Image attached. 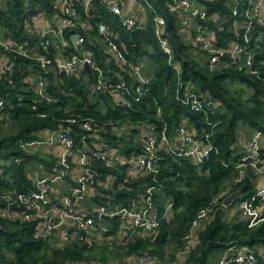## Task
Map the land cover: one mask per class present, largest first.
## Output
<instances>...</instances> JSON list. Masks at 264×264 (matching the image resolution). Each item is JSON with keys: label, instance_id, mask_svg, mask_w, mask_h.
<instances>
[{"label": "trees", "instance_id": "trees-1", "mask_svg": "<svg viewBox=\"0 0 264 264\" xmlns=\"http://www.w3.org/2000/svg\"><path fill=\"white\" fill-rule=\"evenodd\" d=\"M27 2L30 3L28 11ZM55 0H0V24L4 36L17 43L29 41L28 47H38L40 53L54 55V50H46L39 44L38 38L28 37L26 24L30 17L40 13L52 16L56 12ZM222 0L211 4L221 7ZM169 0H151L152 8L147 7L149 22L145 27L128 26L120 16L110 13L102 0H94L92 13L95 18L105 22L118 34V41L123 42L131 52V58L147 63L146 73H150L151 83L148 92L139 101L130 99L124 92L119 95L111 91L90 93L83 78L68 75L58 69L50 76V91L55 98L48 107V116L41 118L32 110L35 100L30 83L24 80L35 70L34 61L16 57L14 81L9 84L0 79V94L10 101L8 109L15 133L0 138V167L3 168L4 179H0V192H27L32 189L33 182L27 174L26 166L32 160L43 161L38 153L22 149L18 142H29L39 138L38 132L46 128H58L62 120L71 116L95 118L104 128L103 139L109 145L118 147L123 154L130 156L140 153L142 132L136 125H151L160 131L164 124L172 134L183 119H187L194 127L198 137L211 134L210 142L215 145L210 155L201 164L193 163L189 158L175 153L160 152L159 174L156 180L150 176L126 181L125 167L118 169L99 168L100 173L116 176L114 196L107 206L113 204L127 205L137 198L149 186H155L154 198L161 214L159 231L150 237H138L120 249L121 256L141 255L149 253L160 258L162 262L176 260L177 252L182 248L183 237L190 231L192 221L199 209L211 203L228 185L231 189L219 199L215 213L204 221V227L198 234V243L191 247L183 264H206L212 251L216 248L226 249L231 245H248L259 254L258 247L264 248V207L259 221L250 226L248 221L227 214L236 204L255 195L257 192L252 169L245 171L242 179L236 167L242 155L237 153L238 127L243 124L254 130L264 132V67L263 78L244 73L235 67H222L215 71L208 69L205 55L191 49L188 41L179 33V20L168 11ZM162 14L167 20V38L173 50L170 59L163 51L154 33L153 21L155 14ZM66 33V53L75 52L72 34ZM99 36L94 33L90 40ZM92 48L100 64L109 72L114 82L125 80L131 85L128 74L115 63L106 61L108 54L101 51L99 44L86 43ZM6 51L0 46V55ZM257 61L264 59V49L257 50ZM179 69V72H178ZM123 76H117L116 73ZM181 83L178 87V83ZM192 84L195 89L216 98L222 103L221 108L207 114L197 112L178 99L177 90ZM235 84L243 85L252 91L244 98L243 90H234ZM133 90V88H132ZM64 91V92H63ZM131 101V106H122L119 100ZM161 109V116L158 115ZM131 126V127H130ZM4 127H0V130ZM117 129V130H116ZM79 137L84 131L76 128ZM127 133V134H126ZM79 142V140H77ZM4 151V152H3ZM120 183L125 188L117 189ZM240 191L239 198L230 207L223 205V200L233 191ZM173 201L170 215H164L165 203ZM100 200H98L99 202ZM6 202L0 198V211ZM121 219L112 220L114 233ZM202 223V222H201ZM201 226V225H200ZM110 248V247H109ZM108 247H97L86 242H74L64 249L54 248L44 237L39 236V225L36 222L10 220L0 216V262L4 264H67L71 260L93 261L100 254V259L107 261ZM104 253L107 259L102 256Z\"/></svg>", "mask_w": 264, "mask_h": 264}, {"label": "built area", "instance_id": "built-area-1", "mask_svg": "<svg viewBox=\"0 0 264 264\" xmlns=\"http://www.w3.org/2000/svg\"><path fill=\"white\" fill-rule=\"evenodd\" d=\"M106 9L120 16L128 26L145 27L149 22L147 7L152 8L151 0H130L140 4L144 13L126 15L122 0H102ZM220 0H169L168 11L179 20V33L188 41L191 49L205 55L209 70L215 71L222 67H235L244 73L263 78L261 72L264 59L257 61V50L264 49V0H222L221 7L211 4ZM56 12L53 16L40 13L30 17L26 24L28 37L38 38L39 44L46 50H54V55L40 53L38 47L29 48V41L17 43L5 37L0 24V46L6 51L0 55V79L9 84L14 81L16 57L22 56L35 63V70L24 80L30 83L35 100L32 110L41 118L48 116V107L55 102L50 91V76L58 69L68 75H78L83 78L86 89L90 93L111 91L119 95L124 92L130 99L139 101L148 92L151 76L146 73L147 63L131 58V52L123 42L118 41L109 26L95 18L92 13L94 0H55ZM1 5V4H0ZM28 11L30 3L27 2ZM1 8V6H0ZM154 33L161 48L171 59L173 50L167 38V20L162 14H155L153 21ZM72 34L75 52L66 53V33ZM98 38L90 40L91 35ZM99 44L101 51L108 54V59L118 68L124 70L131 79V85L125 80L114 82L109 72L100 64L92 48L86 43ZM179 72V69H178ZM117 76H121L118 72ZM181 83H178V87ZM133 88V90H132ZM64 92V91H63ZM178 99L197 112L208 113L221 108L222 103L216 98L198 92L192 84L178 88ZM122 106H131V101L119 100ZM10 101L0 94V127L8 125L12 119L8 112ZM161 116V109L158 108ZM84 131L77 137L76 128ZM131 127V126H130ZM141 130L140 153L126 156L117 147L109 145L103 139L104 128L95 118L71 116L62 120L58 128H46L38 132L39 138L29 142L20 140L18 145L28 152H40L43 148L62 146L63 152L57 156V168L51 173L36 172L31 178L33 188L27 192L1 193L0 198L6 202V207L0 211V216L10 220L36 222L39 225V236L46 238L54 248L64 249L69 246L75 234L79 241L89 242L91 234L103 217L115 218L130 224L146 236L155 235L160 228L161 214L154 198L155 186L146 188L137 198L117 210H111L107 205H100L97 213L84 214L78 208L79 198L84 195L90 185L95 184L100 167L118 169L120 167L133 170L140 176H150L156 180L159 174L160 152L175 153L189 158L195 164H201L216 149L210 142L211 134L198 137L195 131L189 130L184 124L177 127L172 134L164 124L160 131L151 125H136ZM117 130V129H116ZM179 137L180 144H175ZM79 140V142L77 141ZM264 132L255 130L247 143L241 160L236 167L241 176L245 171L263 170L262 157ZM79 155L83 171L74 180L68 192L61 197L56 196V186L70 175L71 155ZM0 172V179L5 175ZM255 195L244 198L236 204V211L241 217L249 220V225H255L264 207V185L256 190ZM225 195L222 192L211 203L198 210L192 221L190 231L183 237L182 248L177 252L187 255L192 247L191 239L197 235L201 222L216 212L219 199ZM16 204L17 207H11ZM173 201L165 203L164 215L172 213ZM71 221L73 224L68 225ZM128 230L130 228H127ZM0 264H2L0 262ZM67 264H89L87 260H71ZM137 264H176L162 262L160 258L149 253L137 257ZM219 264H264L255 250L248 245L229 246L225 249Z\"/></svg>", "mask_w": 264, "mask_h": 264}, {"label": "crops", "instance_id": "crops-1", "mask_svg": "<svg viewBox=\"0 0 264 264\" xmlns=\"http://www.w3.org/2000/svg\"><path fill=\"white\" fill-rule=\"evenodd\" d=\"M122 3H123L124 14L126 15H137V14L144 13V10L140 4H137L130 0H122ZM105 60L107 61L108 57ZM182 123L189 130L194 131L193 125L187 119H183ZM242 125L243 124H241L238 127V141L236 144L237 153L239 155H242L244 153V151L247 148V143L255 131L254 129L248 127L247 125H243V126ZM174 141L176 145L180 144L179 137H176ZM61 152H63L62 146H55L53 148H43L40 152H36V154L38 153L39 157L43 161L32 160L29 164H27L26 170H27L28 176L32 178L33 175L38 171H43L46 174L55 171L57 168V156ZM262 157H263V163H264V140H263V148H262ZM70 158H71L70 175L65 180L59 182L58 185L56 186L57 188H55L56 189L55 195L58 197H61L64 193L69 191L74 180L83 171V167L80 165V162H79V155L77 153H73ZM126 171H127V177H128L126 181L143 177L135 173L133 170H129L128 168H126ZM0 172H3V169L0 168ZM254 173L255 175L253 177V182L255 184L256 189H259L263 187L264 185L263 170H256L254 171ZM116 180L117 178L113 174L104 175V173H99V176L95 184L90 185L87 188V191L84 193V195L79 198V204H78L79 210L84 212V214H94V213H97V210L100 205H107V204H104L103 202L105 199H109L107 200L106 203H108L110 199L114 200V196L108 192L116 191L115 186H114ZM121 188H125L124 183H120L117 187V189H121ZM98 200L100 201L98 202ZM113 205L114 206H108L109 209L117 210L121 206H123V205L119 206L117 204H113ZM235 207H233L232 210L228 212V214H232L233 217L237 216L241 220L249 221L248 219L241 217V215H239L238 212L236 211ZM112 220H114V218L103 217L97 224V228L95 229V231L91 234L90 241L86 243L88 244L94 243L95 245L97 244L98 246H102L106 241L105 245H108V247L120 248V247L126 246L128 244L127 241L131 240L135 236L145 237V238L150 237L146 235L139 236L140 234H142L141 232H139L138 230H134L133 228H131L129 223L124 222L122 220H121L119 227L115 230V232L110 233V230H111L110 228L113 227ZM204 221L205 220L202 221L200 229L204 227ZM73 223L69 221L68 225H72ZM127 228H130V229L128 230ZM200 229L197 230V235L191 239L192 246L198 243V234H199ZM120 238H123L124 240L122 241L121 244L116 245V243L118 242V240H120ZM78 240L79 238L75 234H73L72 241L69 243V246L73 244L74 242H78ZM237 246L239 245H236V247ZM257 249L259 251V254H261L262 257H264V248L258 247ZM186 257L187 255H178L175 260L176 264H179L180 261H181L180 264H183L186 260ZM90 262L92 264H95L94 260ZM90 262L88 261L89 264H91ZM136 262L133 260L132 257H128L124 259V262L122 264H137ZM96 263L101 264L98 260L96 261Z\"/></svg>", "mask_w": 264, "mask_h": 264}, {"label": "rangeland", "instance_id": "rangeland-1", "mask_svg": "<svg viewBox=\"0 0 264 264\" xmlns=\"http://www.w3.org/2000/svg\"><path fill=\"white\" fill-rule=\"evenodd\" d=\"M234 90H243V92H244V94H243V96H244V98L245 97H247V95H249V93H251V89L250 88H248V87H245V86H243V85H239V84H235L233 87H232ZM243 126V125H242ZM15 133V129L13 128V126H12V123L10 122L8 125H6V126H4V128L3 129H1L0 130V138H2V137H4V136H9V135H11V134H14ZM127 134V133H126ZM4 152V151H3ZM0 164H1V161H0ZM263 165H264V163H263ZM1 169H3L2 167H0ZM231 189V187H230V185H228L227 186V188H226V190L224 191L225 192V194H226V192H228L229 190ZM234 212V211H233ZM228 216H229V218H232L233 217V215L232 214H228ZM260 217V216H259ZM259 217H258V219H257V221H256V223L255 224H257V222H258V220H259ZM248 223H249V221H248ZM254 226V225H253ZM198 229H200V227L199 228H197V230ZM139 236H145L144 234H140ZM136 238H138V237H134V238H132L131 240H128L127 242H128V244L130 243V242H132V241H134ZM124 239L123 238H120V240H118V242L116 243V245H118V244H121L122 243V241H123ZM106 244V241H105V243L102 245V246H98L97 244H96V246L97 247H108V245H105ZM91 246L92 245H95L94 243L93 244H90ZM109 248V247H108ZM121 248V247H120ZM106 251H108L107 252V256H109V258H108V260L107 261H105V260H101L100 259V254L99 255H97V258L96 259H94V261H95V264H98V263H96V261L98 260L101 264H122L123 262H124V259H126V258H128V257H132L133 258V260L136 262V260H137V257L139 256V255H124V256H121V255H119V254H121L122 252L120 251V249L119 248H117V247H110L108 250H106ZM224 251H225V249H223V248H216V249H214L213 251H212V253L210 254V256H209V258H208V261H207V263L206 264H219V260L221 259V256L223 255V253H224ZM181 255H185V254H181ZM102 256L104 257V259H107V256L104 254V253H102ZM88 261V260H87ZM90 262V261H89ZM91 263V262H90ZM137 263V262H136ZM181 263V261L179 262V264ZM92 264V263H91Z\"/></svg>", "mask_w": 264, "mask_h": 264}, {"label": "water", "instance_id": "water-1", "mask_svg": "<svg viewBox=\"0 0 264 264\" xmlns=\"http://www.w3.org/2000/svg\"><path fill=\"white\" fill-rule=\"evenodd\" d=\"M240 191L236 190L233 191L230 195H228L224 200H223V205L225 207H230L233 205V203L239 198ZM11 207L15 208L17 207L16 204H12Z\"/></svg>", "mask_w": 264, "mask_h": 264}]
</instances>
